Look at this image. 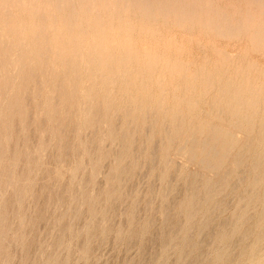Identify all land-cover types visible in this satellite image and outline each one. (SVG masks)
I'll list each match as a JSON object with an SVG mask.
<instances>
[{
	"label": "clouds",
	"instance_id": "obj_1",
	"mask_svg": "<svg viewBox=\"0 0 264 264\" xmlns=\"http://www.w3.org/2000/svg\"><path fill=\"white\" fill-rule=\"evenodd\" d=\"M65 125L74 129L71 162L50 165L52 151L63 153ZM157 142L150 209L159 203L164 219L178 166L177 183L197 174L201 187L185 193L182 228L156 264L173 256L188 264L217 216L227 223L210 235L202 264H264V0H0V264H101L106 257L92 250L104 216L95 211L97 181L105 180L107 207L121 192V169L131 160L135 171ZM134 147L143 151L139 160ZM118 148L120 158L112 155ZM45 173L55 189L68 185L57 227L74 205L77 215L90 206V216L82 229L70 225L55 250L53 229L29 258ZM140 196L138 189L133 205ZM129 220L116 243L128 236ZM108 224L101 219V238L111 234Z\"/></svg>",
	"mask_w": 264,
	"mask_h": 264
},
{
	"label": "rangeland",
	"instance_id": "obj_2",
	"mask_svg": "<svg viewBox=\"0 0 264 264\" xmlns=\"http://www.w3.org/2000/svg\"><path fill=\"white\" fill-rule=\"evenodd\" d=\"M30 102V101H29ZM46 123V124H45ZM41 127L43 128V127H46V125H47V121H45V120H42L41 121ZM65 126H67V125H65ZM67 128V130H65ZM66 128H64V132L63 131H61L63 134H66L67 133V135H65V137H66V140H65V144H64V146H65V148L67 149V144H68V150L70 149V147H71V135H72V133H73V131H74V129H72V131H71V129L67 126ZM62 130V129H61ZM68 131L69 132H71V134L70 133H68ZM95 133H91V135H90V141H91V138H93L92 140H94V144H95ZM68 136V137H67ZM32 139H33V143H35V139H36V137H35V134H33V136H32ZM68 141V142H67ZM96 145V144H95ZM158 146V142H157V144H155V146ZM63 146V147H64ZM154 147L153 146V148H155V149H157L158 147ZM135 148V151H133L134 152V157H136V159L134 158V160H138V158L140 159V157L139 156H141L143 153L142 152H137L136 153V150H137V148L136 147H134ZM133 148V149H134ZM64 149V148H63ZM67 150V155L66 156H72V153H71V150H69L68 151ZM93 151H95V149H92ZM117 150V149H116ZM115 149H114V151H116ZM154 150V149H153ZM140 151H142V150H140ZM155 151H159V148L157 149V150H155ZM56 153V154H55ZM135 153L138 155L139 154V156H135ZM140 153H142V154H140ZM152 153H155V152H151V159H149V160H147V162L146 161H144V160H140V164H142V165H140V167H138V168H136V170L134 171V174H133V176L131 177L132 179H129L128 181H126L125 182V185L126 186H124L123 188H122V193H124L125 191H127V189H128V191L127 192H125V194H123L124 195V197H123V200H122V202L121 203H119V206H120V208H123V209H120L119 207H118V205H117V209H116V211L112 214V216H111V222H112V224L113 225H115V226H113L115 229L116 228H119V227H121L122 226V228H124L125 230H128V228H129V222L127 221V217H126V209H128L127 207H129L130 206V204H133L132 203V200H133V198L135 197V193H134V191H137L138 189H139V191L141 192V196H140V198L136 201V203H135V205H136V213H137V215H136V217H135V222L137 221V223H138V225H140L141 223H144V222H146L147 220H151L152 222H153V226L148 230V232L144 235V236H138L134 241H132V242H130V243H128V242H126V240H127V237L124 239V241L121 243V244H118V243H116V241H115V236L114 235H110L107 239H104V238H101L102 240H103V242H102V240H99L100 238H98L97 239V242L95 243V244H93V252L94 253H96L98 256H104V257H106V259L105 260H102L101 261V264H151L152 262H154V263H152V264H156V261L158 260V258L160 257V255H158V254H160V246H159V242H157V234H158V232H159V228H160V226H161V224H162V222L161 221H163V220H161L160 219V216H159V211H160V205H159V203H157V205H156V208H155V210H151L150 209V205L152 204V200L155 198V193L158 191V189H159V174H157L156 175V177H154L152 180H151V182H149L148 181V177H149V175L151 174V172H152V170L154 169V168H156V167H158V165H159V152L157 153H155V156H156V158H155V156L153 157L152 156ZM54 154V155H53ZM59 154V152L57 153V151H53V152H51L50 154H49V158H48V163L50 164V165H54V159H55V157L57 156ZM61 154V153H60ZM66 154V153H65ZM113 154H114V152H113ZM50 155H51V157H50ZM54 156V157H53ZM65 157V162H67V163H70L71 162V158L70 157ZM114 156V155H113ZM158 156V157H157ZM53 158V159H52ZM109 160V161H108ZM106 162H105V164H104V172H105V174L107 175V172H109V170H110V168H111V166H112V159L110 158V159H108ZM111 160V161H110ZM50 161V162H49ZM132 161H128L126 164H125V166H129L130 165V163H131ZM145 163V164H144ZM146 163H150L149 165L148 164H146ZM151 163H152V166H151ZM107 165V166H106ZM148 166V167H147ZM155 166V167H154ZM143 168V171H141L140 170V168ZM151 167V168H150ZM154 167V168H153ZM148 168H150V169H152V170H150V169H148ZM148 169V170H147ZM138 170V171H137ZM151 171V172H150ZM178 171H179V167H177V169L175 170V171H173L172 173H171V175H170V181H169V184L172 186V185H175V191L174 192H172V194L169 196V202H170V204H171V201H174V202H172V206H173V204L174 203H177L178 201H180L182 198H183V196H184V192H185V185H183V184H185L186 182L184 181V180H181L179 183H177V174H178ZM136 172H138V173H136ZM177 173V174H176ZM142 174V175H141ZM47 173H45V174H43L42 176H41V184H40V186H39V188H38V193L41 191V190H43V195H42V197H40V196H38L37 197V200L34 202V204H33V209L35 210V206H37V207H41V206H43L44 205V203H45V192H44V189H42L43 188V185H45V187L48 185V184H46V183H44L43 181H45L46 179H47ZM191 176H196V177H198L199 178V176L197 175V174H193V175H191ZM190 176V177H191ZM190 177H188V178H190ZM188 178H187V180H188ZM87 179V178H86ZM88 180V179H87ZM143 180V181H142ZM200 180V179H199ZM131 181V182H130ZM175 184H174V183ZM134 183V184H133ZM200 183H201V181H200ZM129 184H131V185H129ZM50 185H52V184H50ZM65 185H67V182H65ZM104 185H105V180L104 179H100V180H98L97 181V185H96V193L98 192V191H102V189L104 190ZM129 185V186H128ZM183 185V186H182ZM133 186V188L134 189H132L131 187ZM151 187V188H153L154 189V192H153V194L151 195V196H149V198L146 200L145 199V196L148 194V190L149 189H147V188H149V187ZM238 185L235 183V182H233V191H234V189L237 187ZM99 187V188H98ZM126 187V188H125ZM131 189V190H130ZM134 190V191H133ZM129 191H130V193H129ZM133 191V192H132ZM177 191H181V192H178V195H177ZM126 193L129 195H131V193H132V197L131 196H128V195H126ZM134 193V194H133ZM175 193V194H174ZM174 194V195H173ZM180 194H181V198H180ZM179 196V197H178ZM129 198V200H128V198ZM175 198H176V200H177V202H175ZM44 199V200H43ZM125 199V200H124ZM131 199V200H130ZM170 199H172L171 201H170ZM223 199V201H225L224 202V204H225V206L226 207H230L231 206V201H232V199H234V196H233V193L232 192H229L228 194H227V196L225 197V198H222ZM127 200V201H126ZM124 201V202H123ZM146 201V202H145ZM127 204H126V203ZM130 202V203H129ZM145 202V203H144ZM40 203V204H39ZM147 203V204H146ZM104 203H101V205H103ZM227 204V205H226ZM128 205V206H127ZM50 207V208H49ZM56 208H57V206H55ZM56 208H54L53 206H52V204H48V206H47V212H46V214H48L49 216H51L52 214H54V216L53 217H57L58 215V213H61L62 211H60V212H57L56 211ZM171 209H173V210H170L169 211V214H170V216L172 217V220H174V221H178L179 220V222H181L182 223V221H183V219L181 218L182 216H180V214L177 212V208L174 206V207H170ZM62 209V208H61ZM33 210V211H34ZM63 210V209H62ZM122 210H125V211H122ZM149 210V211H148ZM83 212L85 211V214L86 215H84V213H83V215H82V217H81V221L82 222H78L77 223V225L75 226V229L76 230H79V229H82V227H83V225H85L86 223L85 222H87L88 221V219H89V216H88V214H87V211H86V207L82 210ZM148 211V212H147ZM119 212H121L122 214H123V216L121 215V213H119ZM144 214H143V213ZM176 212V213H175ZM142 213V214H141ZM175 213V214H174ZM33 214V213H32ZM117 214H119V215H117ZM173 214V215H172ZM177 215V216H176ZM118 216V217H117ZM143 216V217H142ZM179 216V217H178ZM114 217H115V219H114ZM98 218V217H97ZM122 218H124V219H122ZM181 218V219H180ZM114 219V220H113ZM122 219V220H121ZM140 219V220H139ZM48 222L46 223V227L45 226H42L41 227V225L38 227V229L36 228L33 232H31L32 233V241L33 242H31L30 243V248H29V256L30 257H32V256H34L35 254H36V252H37V250L39 249V246H40V243L41 242H43V241H46V240H48L49 239V236L50 235H52V233H53V229H56V232H55V236H54V239L51 241L52 243L59 237V231H58V229L57 228H55L53 225H52V223H53V219L51 218H48V220H47ZM96 221H98V222H96V225H97V227H99V223L101 222V220L98 218ZM122 221V222H121ZM127 221V222H126ZM216 221H220V222H224V221H227V218L225 217V219L223 218V219H220L218 216L216 217ZM81 223V224H80ZM115 223V224H114ZM122 224V225H121ZM157 224V225H156ZM47 226H49V227H47ZM78 227V228H77ZM40 228V229H39ZM132 228H133V226H132ZM131 228V229H132ZM51 229V230H50ZM156 231H155V230ZM97 230L99 231V228H97ZM152 232V233H151ZM155 232V233H154ZM51 233V234H50ZM39 234V235H38ZM41 234H43V235H41ZM156 236H155V235ZM154 236V237H153ZM113 237V238H112ZM154 238H155V240H154ZM84 238H81L80 239V241H79V244H78V246H80V243H81V241L83 240ZM139 240V241H138ZM105 241V242H104ZM153 242V243H152ZM98 243V244H97ZM35 244V245H34ZM39 245V246H37V245ZM130 245V246H129ZM151 245V246H150ZM202 245H204V244H202ZM206 245V244H205ZM141 246V247H140ZM157 246V247H156ZM146 247V248H145ZM130 248V249H129ZM99 249V250H98ZM142 250V251H141ZM139 253H141V254H139ZM32 255V256H31ZM140 255V256H139ZM155 255H156V257H155ZM159 256V257H158ZM148 260H147V259ZM153 258H155L153 261H152V259ZM175 256H173L172 258H171V264H173L174 263V260H175ZM150 259H151V261H150ZM173 259V260H172ZM129 260V261H128ZM143 260V261H142ZM139 261H141V262H139ZM149 261H150V263H149ZM170 261H169V263L168 264H170Z\"/></svg>",
	"mask_w": 264,
	"mask_h": 264
},
{
	"label": "bare ground",
	"instance_id": "obj_3",
	"mask_svg": "<svg viewBox=\"0 0 264 264\" xmlns=\"http://www.w3.org/2000/svg\"><path fill=\"white\" fill-rule=\"evenodd\" d=\"M46 124V123H45ZM42 125V124H41ZM67 126H65L64 128H66ZM64 128L61 130V131H63L64 130ZM65 130H67V128L65 129ZM71 131H72V129H71ZM64 132V131H63ZM68 133H70L71 134V132H69L68 131ZM64 135H67V133L66 134H64ZM91 135V134H90ZM72 136V135H71ZM95 136V135H94ZM68 137V136H67ZM71 139H72V137H71ZM93 138H91V142H92V149H96V147H97V145H95L94 144V140H92ZM95 139V138H94ZM36 140V139H35ZM68 142V141H67ZM65 144V143H64ZM71 145V144H70ZM66 146V145H65ZM65 146L63 147L64 148V150H63V153H61L60 154V152H59V154L55 157V159H54V164L57 162V160L58 159H64L65 160V157L67 158L68 156H66L67 155V150H68V144H67V149L65 148ZM157 146V145H156ZM155 145H154V147H156ZM159 146V145H158ZM157 146V147H158ZM159 148V147H158ZM157 148V149H158ZM154 149V150H153ZM152 149V152H159V151H155V150H157V149H155V148H153ZM70 150V149H69ZM68 150V151H69ZM116 150V149H115ZM133 151H135V148L133 149ZM53 152V151H52ZM70 152V151H69ZM113 152H114V154L112 153V155H114V157H117V158H120L121 156H122V151H121V149H117L116 151H114L113 150ZM138 151L136 150V153H137ZM139 152H142L143 153V151H139ZM58 153V152H57ZM66 153V154H65ZM135 153V156L137 155ZM142 153H140V154H142ZM155 153H152V156L154 157L155 156ZM56 154V153H55ZM54 155V154H53ZM133 155H134V152H133ZM137 156H139V154L137 155ZM50 157H51V155H50ZM54 157V156H53ZM70 157V156H69ZM134 157V156H133ZM140 157V156H139ZM158 157V156H157ZM71 158V157H70ZM135 159H136V157H134ZM133 158V159H134ZM155 158H156V156H155ZM53 159V158H52ZM138 160H139V158H138ZM159 160V159H158ZM109 161V160H108ZM111 161V160H110ZM131 161V160H130ZM50 162V161H49ZM147 162V161H146ZM112 164V163H111ZM145 164V163H144ZM146 164H150V163H146ZM53 165V164H52ZM140 165H142V164H140ZM107 166V165H106ZM151 166H152V163H151ZM148 167V166H147ZM155 167V166H154ZM153 167V168H154ZM179 167V166H178ZM142 168V167H141ZM151 168V167H150ZM150 168H148V169H150ZM152 168V169H153ZM111 169V168H110ZM147 169V170H148ZM152 169H150V170H152ZM138 171V170H137ZM151 172V171H150ZM108 173V172H107ZM136 173H138V172H136ZM133 174H134V171H133V166H132V162L130 163V165L129 166H124V168L123 169H121V172H120V176H119V179H120V188H121V192H120V194L119 195H116V196H113L112 197V199H111V201L109 202V204L107 205V207H104V204L103 205H101V203H104V200L106 199V197H104L103 196V192H104V190L102 189V191H98L96 194H97V196H99V197H101V200H100V206H98V207H96L95 208V211L96 212H100L101 211V208H103L104 209V216L103 217H99L98 216V218L101 220V219H107L108 220V222H109V224H108V228H109V232L111 233L110 235H114V233L116 232V230L118 229V228H114L113 226H115V225H113L112 224V222H111V216H112V214L116 211V207H117V205H118V207L120 208V206H119V203H121L122 202V200H123V197H124V195L123 194H125V192H127L128 191V189H127V191H125L124 193H122V188L124 187V186H126L125 185V182L126 181H128L129 179H132L131 177L133 176ZM177 174V173H176ZM142 175V174H141ZM47 177V176H46ZM113 178H115V177H113ZM3 181H4V174H3V171L2 170H0V186H2V184H3ZM143 181V180H142ZM87 182H88V180L86 179L85 180V183L87 184ZM131 182V181H130ZM174 183V182H173ZM218 183H223V179L221 178L219 181H218ZM134 184V183H133ZM175 184V183H174ZM129 185H131V184H129ZM128 185V186H129ZM183 185H185V192H184V196H185V193L186 192H190V191H199L200 190V187H201V183H200V180H199V178L198 177H196V176H191L190 178H188V180L186 181V183L185 184H183ZM182 185V186H183ZM105 186V185H104ZM149 187V186H148ZM99 188V187H98ZM126 188V187H125ZM132 189H134L133 188V186L131 187ZM42 189H44V192H45V203H44V205L43 206H39V207H37V206H35V210L33 211V214H32V226H31V228H30V231L31 232H33L36 228L38 229V227L41 225V227L42 226H45L46 225V223L48 222L47 220H48V218H52L53 219V223H52V225L55 227V228H57L58 229V231H59V237L52 243L53 244V249L55 250V248H56V246L59 244V242H60V239H61V236L63 235V236H65V237H67V230H68V228H69V226L71 225L73 228H74V230H76L75 229V226L77 225V223L78 222H82L80 219H81V217H82V215H83V213H84V215H86L85 214V211L83 212V211H80L79 212V214L77 215V211H78V205H74L73 206V210H72V212L68 215V217L67 218H65L64 220H63V223H61V224H59V226L57 227V221L58 220H60L61 219V217L62 216H64V214L67 212V205H68V203H69V196H68V194H67V192H68V185H65V183L63 184V185H61L60 187H59V189H55L54 188V183L52 184V185H50V184H48L46 187H45V185H43V188ZM147 189H149L148 190V193L149 192H151V194H153V192H154V189L153 188H151V187H149V188H147ZM131 190V189H130ZM212 190H214V189H212ZM37 191H38V189H37ZM113 191H115V188H113ZM134 191V190H133ZM132 191V192H133ZM170 191H171V185H170ZM136 191H134V193H135ZM178 192H181V191H177V195H178ZM129 193H130V191H129ZM133 193V194H134ZM175 194V193H174ZM173 194V195H174ZM126 195H128L127 193H126ZM131 195H132V193H131ZM130 194L128 195V196H131ZM135 195V194H134ZM133 196V195H132ZM131 196V197H132ZM184 196H183V198L180 200V201H178L177 202V200H176V198H175V202H177V203H174L173 204V206H172V202H174V201H171L172 199H170V201H171V204H170V202H169V200H168V203L164 206V208H165V217H164V219H163V221H161L162 222V224H161V226H160V228H159V232H158V234H157V242H159V246H160V254H161V249H162V247L164 246V245H166L167 243H168V241H169V239L171 238V237H173V236H175V235H177L179 232H180V230H181V228H182V225H183V221H182V223L181 222H179V220L178 221H174V220H172V217L170 216V214H169V211L170 210H173V209H171L170 207H176V208H178V206H179V204H180V202L184 199ZM40 197H42V196H40ZM179 197V196H178ZM128 198V197H127ZM180 198H181V194H180ZM44 200V199H43ZM125 200V199H124ZM128 200H129V198H128ZM131 200V199H130ZM127 201V200H126ZM124 202V201H123ZM146 202V201H145ZM144 202V203H145ZM223 202H225V201H223ZM126 203V202H125ZM130 203V202H129ZM8 204H9V209L10 210H12L13 208H14V201H13V198L11 197V196H9V200H8ZM40 204V203H39ZM48 204H52V206L54 207V208H56L55 206H58L59 205V207L60 208H62L63 210H62V212L61 213H58L57 215V217H53L54 216V214H52L51 216H49L48 214H46V212H47V206H48ZM127 204V203H126ZM147 204V203H146ZM227 205V204H226ZM128 206V205H127ZM89 207L90 206H86V211H87V214H88V216H90V214H89ZM50 208V207H49ZM128 209H126L127 211H126V217H127V221L130 223V220H129V216L131 215V217H132V226H133V228L130 230V232H129V234H128V236H127V240H126V242H128V243H130V242H132V241H134L138 236H144L147 232H148V230L153 226V222L151 221V220H147L146 222H144V223H141L140 225H138V223H137V221L135 222V217H136V215H137V213H136V205H133V204H130V206L129 207H127ZM120 209H123V208H120ZM122 211H125V210H122ZM149 211V210H148ZM147 211V212H148ZM119 213H121V212H119ZM125 213V212H124ZM123 213V214H124ZM143 213V212H142ZM141 213V214H142ZM176 213V212H175ZM174 213V214H175ZM123 214L121 213V215L123 216ZM144 214V213H143ZM117 215H119V214H117ZM173 215V214H172ZM177 216V215H176ZM181 216V215H180ZM118 217V216H117ZM143 217V216H142ZM179 217V216H178ZM219 217V216H218ZM0 218H2V211H0ZM97 218V219H98ZM182 219H183V216L181 217ZM180 218V219H181ZM114 219H115V217H114ZM113 219V220H114ZM122 219H124V218H122ZM121 219V220H122ZM225 219V218H224ZM140 220V219H139ZM214 220L216 221V217L214 218ZM126 221V222H127ZM96 222H98V221H96ZM122 222V221H121ZM86 223V222H85ZM227 223V221H222V222H220V221H216V223L213 225V227L209 230V232H206V233H204V236H203V238H202V241H201V248H200V251L195 255V256H193V258L191 259V260H189L188 261V264H202V258H203V254H204V250H205V244L207 243V241H208V239L210 238V235L211 234H213L214 233V231H215V228L216 227H218L219 225H221V224H226ZM81 224V223H80ZM100 224V223H99ZM115 224V223H114ZM145 224H147V228L145 229ZM122 225V224H121ZM157 225V224H156ZM129 226V225H128ZM46 227V226H45ZM47 227H49V226H47ZM83 227H84V225H83ZM82 227V228H83ZM122 227V226H121ZM78 228V227H77ZM97 228H99V227H97ZM40 229V228H39ZM51 230V229H50ZM155 230V229H154ZM156 231V230H155ZM152 233V232H151ZM155 233V232H154ZM51 234V233H50ZM39 235V234H38ZM94 235L96 236V240H95V242L93 243V244H95L96 242H97V239L98 238H100V234H99V231L96 229V232L94 233ZM110 235H108V237L110 236ZM155 235V234H154ZM115 236V235H114ZM156 236V235H155ZM107 237V238H108ZM154 237V236H153ZM81 238H84V237H81ZM113 238V237H112ZM33 239H31V241H30V243L31 242H33L32 241ZM99 240H102L101 238L99 239ZM154 240H155V238H154ZM139 241V240H138ZM102 242H103V240H102ZM105 242V241H104ZM84 243H85V239H83L82 241H81V243H80V246L79 247H83L84 246ZM153 243V242H152ZM98 244V243H97ZM202 244H204V245H202ZM35 245V244H34ZM37 245V244H36ZM37 246H39V245H37ZM130 246V245H129ZM151 246V245H150ZM31 246L29 245V248H30ZM141 247V246H140ZM157 247V246H156ZM146 248V247H145ZM130 249V248H129ZM99 250V249H98ZM142 251V250H141ZM27 254H28V256H29V249H28V252H27ZM139 254H141V253H139ZM160 254H158V255H160ZM49 255H51V254H49ZM185 255H187V253L185 254ZM32 256V255H31ZM35 256V255H34ZM34 256H32V257H34ZM140 256V255H139ZM32 257H30L29 256V258H32ZM155 257H156V255H155ZM159 257V256H158ZM147 259V258H146ZM155 258H153L152 259V261L154 260ZM159 259V258H158ZM61 260H63V257L61 258ZM148 260V259H147ZM173 260V259H172ZM129 261V260H128ZM143 261V260H142ZM150 261H151V259H150ZM150 261H149V263H150ZM139 262H141V261H139ZM152 263H154V262H152ZM151 263V264H152ZM169 263V262H168ZM172 262L170 261V264H171ZM138 264V263H137ZM173 264H177V259L175 258V260H174V263Z\"/></svg>",
	"mask_w": 264,
	"mask_h": 264
}]
</instances>
